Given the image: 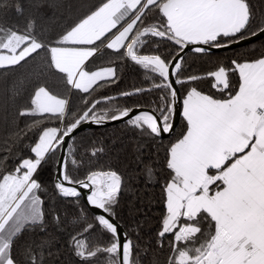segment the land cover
Listing matches in <instances>:
<instances>
[{
  "label": "snow or ice",
  "instance_id": "6c2138e0",
  "mask_svg": "<svg viewBox=\"0 0 264 264\" xmlns=\"http://www.w3.org/2000/svg\"><path fill=\"white\" fill-rule=\"evenodd\" d=\"M13 6L18 14H24L19 2L13 5L12 0H0V9ZM151 13L159 18L146 22ZM254 21L248 0H101L54 38L47 35L46 28L38 30L36 19L30 16L22 28L0 27V69L22 66L43 53L42 67L61 74L68 92L90 94L101 81L115 82V68L88 67L90 58L109 49L119 59L154 74L146 77L151 88L120 95L162 90L159 109L132 115V108L97 112L93 104L78 115L71 110L68 95L54 93L46 84L33 88L27 106L18 112L29 119L23 128L14 122L0 148L4 153L0 156V264H21L13 255L17 241L26 231H46L44 202L38 195L41 184L35 174L50 155L63 149L65 137H71L83 123L90 120L102 125L127 118V125L154 139L174 130L178 93L170 76H176L175 84L180 85L203 77L182 78L181 62L173 64L159 54H144L141 50L150 41L157 43L153 38L171 42L180 51L193 46L195 53L207 54L212 48L227 49L253 38L260 40L264 16L255 25ZM260 46L264 48V41ZM230 73L239 78L234 91L230 89ZM207 77L214 78L213 87L229 91L226 98H215L192 86L183 97L186 130L167 149L166 168L170 172L163 186L165 214L157 243L163 247L166 234L171 236L167 264H264V54L253 60L233 59L230 67L220 64ZM52 122L58 126H45ZM29 134L33 137L26 145L30 155L17 153L15 168L4 171L13 149ZM68 148L67 157L57 158L61 176L55 182L58 194L79 198L81 192L75 185L90 189L87 204L103 213H93V222H85L70 237L73 254L81 264H99L98 257H103L104 264H141L140 256L146 255V250L141 253L140 245L127 233L122 240L115 222L123 177L114 170L92 171L85 180L73 181L67 168L69 163L77 166L79 162L72 156L74 146L69 144ZM97 151L102 149H94L92 154ZM145 171L151 179V166ZM77 220L86 221L87 217L81 215ZM53 222L60 224L58 214L53 215ZM89 232H98V240L108 239L103 244H90L85 235ZM22 246L26 264H43L44 249L50 244L32 240Z\"/></svg>",
  "mask_w": 264,
  "mask_h": 264
},
{
  "label": "trees",
  "instance_id": "16d2710c",
  "mask_svg": "<svg viewBox=\"0 0 264 264\" xmlns=\"http://www.w3.org/2000/svg\"><path fill=\"white\" fill-rule=\"evenodd\" d=\"M17 2L24 7V14H18L14 6L0 9V27L19 26L22 28L25 19L30 16L36 19L38 30L41 27L46 28L47 35L54 38L97 6L101 0H12L13 5ZM248 2L255 17V25L264 16V0H248ZM158 18L157 14L151 13L146 22H152ZM153 40H157V43L150 41L141 50L144 54H159L166 61H170L179 48L168 41H158V38H153ZM262 41H264V36L260 37V40L256 39L253 42L225 50L208 51L207 54H198L192 50L185 52L180 60L183 66L181 77L197 75L203 78L192 83L177 84L180 101L192 86L215 98H225L229 89L222 92L219 88L213 87L215 80L207 77V73L216 70L220 64L230 67L233 59L242 61L258 58L264 54V48L260 46ZM43 62L44 54L41 53L35 60L30 58L27 63L22 62V66L0 69V148L4 146L3 140L12 130L14 122L23 128L29 119L20 117L18 112L21 107L27 106L28 98L38 84H46L50 90L62 96L68 95L70 108L78 115L93 104L97 112L116 107L135 106L159 109V97L162 90L142 91L129 96L120 95L124 92H135L136 89L151 88V81L146 77L154 74L134 62L119 59L118 54L113 50L104 49L90 58L89 69L112 65L117 73L114 83L105 84L101 81L94 86L90 94L81 93L78 90L68 92L61 82V74L47 72L42 67ZM38 73L43 74L38 76ZM238 79V74L230 73L231 90L237 89ZM21 81H23L22 84ZM156 81L159 82V77H156ZM101 85L104 86L101 87ZM16 92H19V95H16ZM85 97H87V103H84ZM108 97H116V99L107 100ZM68 122L70 121H66ZM45 126H58V123L52 122ZM183 131L184 123L170 135L154 139L127 125L125 121H120L83 129L74 134L67 144L65 157L68 156V145L71 144L75 149L72 156L79 162L77 166L69 163L67 168L73 181L85 180L92 171L114 170L123 177L122 189L115 207L116 220L133 243L140 245L139 251L143 253L146 250L147 254L140 256L141 264H167L170 252L168 241L171 236L166 234L163 247L158 246L157 243V233L161 229L162 216L165 214L163 186L169 177L165 158L170 143L178 139ZM32 138V134H29V137L13 149L11 158L4 163V171L11 172L15 168L19 162L17 153L22 157L30 155L26 145L32 142ZM94 149H102V151H97L93 155ZM58 154L59 151L50 155L35 174V179L41 184L38 195L44 202L47 227L43 232L37 230L29 233L26 231L17 241L13 255L21 264H26L22 245L32 240H35L37 244L42 240H47L50 244L44 249L43 264H81V261L73 254L69 241L72 235L84 227L85 222H93L94 212L80 198H64L58 194L54 183ZM3 155L4 153L0 152V156ZM148 166L154 170L151 179L145 171ZM81 209H83V214ZM54 214L60 217L59 225L53 222ZM81 215L86 216L87 220L78 221L77 217ZM85 235L90 244L97 242L103 244L108 239L105 236L98 240V232H89ZM136 252L137 249L134 248L133 258ZM97 260L99 264H104L103 257H98Z\"/></svg>",
  "mask_w": 264,
  "mask_h": 264
},
{
  "label": "water",
  "instance_id": "95a60500",
  "mask_svg": "<svg viewBox=\"0 0 264 264\" xmlns=\"http://www.w3.org/2000/svg\"><path fill=\"white\" fill-rule=\"evenodd\" d=\"M264 36V35H262ZM261 36V37H262ZM256 39L253 38L251 41H245V42H242L238 45H233L232 47L230 48H234V47H237V46H241V45H244V44H247V43H250V42H253L255 41ZM192 47L193 46H189L188 48H185L183 51H180V49L178 48L176 50V52L174 53V55L171 57L170 61L174 64L176 62H180L181 60V57L182 55L187 52V51H190L192 50ZM228 49V48H227ZM220 50H225V48H220V49H216V48H212V49H209L208 51H220ZM173 57H176L175 60H173ZM170 80L172 81L175 89L177 90V93H178V87H177V84H175V80H176V76H170ZM132 109H134L132 115H135V114H138L140 111H143V110H148V111H152L154 108H150V107H146V106H135V107H131ZM156 114L158 115L159 112L157 111ZM175 117H176V120L174 122H172L174 124V130L170 133H167V134H164L162 137H166L168 135H170L171 133H173L174 131H176L181 125H182V121H183V116H182V109L180 107V99H179V93H178V100H177V104H176V111L174 112L173 114ZM127 118L123 119V120H117V121H106L104 124L102 125H108V124H113V123H117V122H120V121H125ZM94 126H100V125H97L95 123H92L90 120L88 122H85L83 123L73 134H76L77 132L83 130V129H86V128H90V127H94ZM71 136V137H72ZM71 137H65V144H64V147L63 149L59 150V154H58V158H61L63 159L65 156H66V152H67V144H68V141ZM59 166L56 162V166H55V173H54V183L56 182V180L58 178H61L60 176V171L58 170ZM77 187V190L81 192V197H79L85 204L86 206L92 210L94 213H97V214H103L102 213V210H98V209H94L92 208L90 205L87 204V199L84 198V196L82 195V188H80L79 185H75ZM115 222L119 225V232H120V235H121V239L123 240L124 239V234L126 233L125 230L123 229V227L120 225V223L115 219Z\"/></svg>",
  "mask_w": 264,
  "mask_h": 264
},
{
  "label": "bare ground",
  "instance_id": "6f19581e",
  "mask_svg": "<svg viewBox=\"0 0 264 264\" xmlns=\"http://www.w3.org/2000/svg\"><path fill=\"white\" fill-rule=\"evenodd\" d=\"M67 186H70V185H67ZM82 190V195L84 196V198L87 199V195L90 194V190L89 189H81Z\"/></svg>",
  "mask_w": 264,
  "mask_h": 264
},
{
  "label": "crops",
  "instance_id": "0c3cea01",
  "mask_svg": "<svg viewBox=\"0 0 264 264\" xmlns=\"http://www.w3.org/2000/svg\"><path fill=\"white\" fill-rule=\"evenodd\" d=\"M237 89H238V87H237ZM186 95V94H185ZM184 95V96H185ZM226 98V97H225ZM182 100H183V98L181 99V101H180V107H181V109H182ZM176 120V117L173 115V117H172V122H174ZM182 123H184V125H185V121H182ZM186 129H185V127H184V131H185ZM175 142V141H174ZM169 172H170V170H169ZM169 178V177H168Z\"/></svg>",
  "mask_w": 264,
  "mask_h": 264
},
{
  "label": "rangeland",
  "instance_id": "374dc122",
  "mask_svg": "<svg viewBox=\"0 0 264 264\" xmlns=\"http://www.w3.org/2000/svg\"><path fill=\"white\" fill-rule=\"evenodd\" d=\"M113 67L112 65H108V66H103V67ZM98 68H100V67H98ZM98 68H95V69H90V70H96V69H98ZM114 68V67H113Z\"/></svg>",
  "mask_w": 264,
  "mask_h": 264
}]
</instances>
